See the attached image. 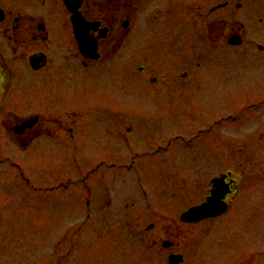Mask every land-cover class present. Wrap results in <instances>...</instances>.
Here are the masks:
<instances>
[{"label":"flooded vegetation","instance_id":"obj_1","mask_svg":"<svg viewBox=\"0 0 264 264\" xmlns=\"http://www.w3.org/2000/svg\"><path fill=\"white\" fill-rule=\"evenodd\" d=\"M195 1L80 0V33L92 43L87 53L63 0H0V156L90 151L97 157L93 170L107 168L112 179L131 170L137 157L152 159L148 167L156 168L153 159L178 138H219L231 156L246 148L253 157L250 164L203 175V188L171 181L173 196L148 187L146 203L119 197L111 206V198L99 199L89 213V233L80 238L74 229L78 240L64 236L63 264H264V166L257 144L264 120L240 117L238 106L217 114L207 102L180 101L181 94L200 93L206 101L212 93L216 85L197 84L196 76L210 81L217 71L226 80L220 56L227 54L229 35L239 33L227 30V12L210 17L226 9L227 0L217 8ZM197 26L203 40L222 44V54L203 71L213 47L201 41L197 47ZM137 88L140 103L130 100ZM176 196L193 203L181 209ZM208 201L223 205V212L182 220L186 209Z\"/></svg>","mask_w":264,"mask_h":264},{"label":"rangeland","instance_id":"obj_2","mask_svg":"<svg viewBox=\"0 0 264 264\" xmlns=\"http://www.w3.org/2000/svg\"><path fill=\"white\" fill-rule=\"evenodd\" d=\"M223 1L225 0H197L195 3L209 7L217 6ZM237 3H240L239 9L235 7ZM225 8L219 9L215 13L218 18L213 17L214 20H219V14L222 13L225 17L224 13L227 12V30L241 31L243 42L239 47L228 46L226 55L224 53L217 54V50H220L222 44L219 41L212 42V38L207 37L216 36L214 32L206 33L204 31V36L207 38L202 39L203 45L212 46L213 51L206 50L208 53H205L206 62L204 61L203 67H201L202 71L204 68L206 70L210 67L206 64L217 57L214 54H222L220 58L224 61V65L227 63L231 65V70L223 82L221 73L213 71L212 75L214 76L210 81L196 76L197 84L214 86L217 84L213 87L212 93L208 94L209 97L206 96V100H208L206 105L210 108L209 110H217V114H221L224 111L227 113L228 109L233 106H238L239 112L242 113L240 117L246 115L254 116L257 120H264V93H261L264 89L260 88L264 85V0H227ZM235 21H240L243 27L236 26ZM200 30L199 26L195 28L197 37H200L198 35ZM223 35L221 34V36ZM259 43L263 45L261 51L257 49ZM197 46L200 45L197 43ZM198 62H200L199 59ZM223 68L221 66V70H224ZM196 94L195 97L181 94L180 101L187 103L193 100L201 102V106H203V103L206 102L205 97L200 93ZM260 94L262 95L260 96ZM141 96V92L137 88L132 93L131 100L140 101ZM249 102H261V104L247 110L244 106L249 105ZM195 110L198 111L199 108H195ZM204 111L206 110L204 109ZM227 131L230 133L232 130L228 129ZM257 144H259L260 165L264 166V140L261 139ZM88 148H92V145L86 144V149ZM227 149V144L222 140L209 138L187 141L178 138L172 140L167 152H160L159 156L153 159L154 162H157L156 168L148 167L149 164H152V159L137 157L135 166L130 172H116L114 179L109 177L113 174L105 168L99 170L101 178H98L97 171L90 173L84 183L85 190L81 185L76 186L78 184L75 182L69 184L66 189L58 188L52 191L53 189L50 188L60 184L67 175L72 179L75 178L77 165H81L85 170L91 167L96 160L93 152H86L81 156L82 158L46 156L44 154L20 156L18 158L20 170L9 165V162H1L4 158H0V250L2 249L0 264H63L64 248L61 249L63 234L66 235V238H75L72 230L79 224L81 217L85 216V210H83L85 204L84 201L81 202L86 196L84 191L89 192V197L92 200L91 210L93 211L94 203L99 199L111 198L116 201V197L121 196L137 197L133 178L139 174L147 175L148 187L157 191L160 196H164V192L167 196H173L172 188L174 186L171 181H178L181 186L196 184L197 187L203 188V175L206 176L217 167L232 169L234 164H250L253 159L250 153L246 152V148L235 152L232 156V152L226 153ZM205 152L208 153L205 154ZM167 154L168 156H165ZM141 165V171H139ZM157 170L159 171L157 172ZM192 175L198 176L197 181L194 179L193 182ZM24 179L28 180L31 187L26 185ZM162 181H164L163 183L170 182L162 185L163 183H160ZM174 189L177 192V188L174 187ZM175 198L178 199L181 209L193 203V200L188 197L176 196ZM261 220H263L262 217ZM83 229L85 232L89 228L85 225ZM88 233L89 230L86 235ZM82 236L84 234H81L80 238ZM83 239L80 240V244Z\"/></svg>","mask_w":264,"mask_h":264},{"label":"water","instance_id":"obj_3","mask_svg":"<svg viewBox=\"0 0 264 264\" xmlns=\"http://www.w3.org/2000/svg\"><path fill=\"white\" fill-rule=\"evenodd\" d=\"M65 1H66V4L70 7V9H72L74 6H76L75 0H65ZM72 19H73V22H74L76 29L78 28V30H79L80 27H79V23L77 22V18L75 16H73ZM81 39H82V37H81ZM85 40H86V38L84 39V43L87 44V41L85 42ZM204 210H205V207H198L196 209L191 210L188 213V216H191V214L193 215L195 212H198V211L203 212Z\"/></svg>","mask_w":264,"mask_h":264}]
</instances>
